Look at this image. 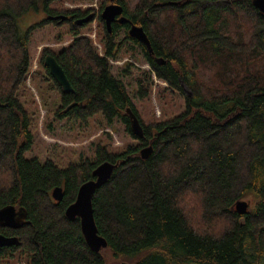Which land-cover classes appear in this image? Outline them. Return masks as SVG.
Wrapping results in <instances>:
<instances>
[{"label":"trees","instance_id":"16d2710c","mask_svg":"<svg viewBox=\"0 0 264 264\" xmlns=\"http://www.w3.org/2000/svg\"><path fill=\"white\" fill-rule=\"evenodd\" d=\"M56 1L0 0V208L23 207L28 222L0 226L1 235L19 242L0 248V264L23 258L25 264H107L105 251L134 264H264V16L252 0H114L128 23L113 24L111 34L102 6L96 14L59 11L50 7ZM30 13L46 18L24 28L20 21ZM89 14L95 19L75 24ZM57 15L70 20L49 19ZM96 19L104 30L103 55L80 36ZM48 23L66 24L73 35L58 53L42 54L55 58L72 88L63 93L54 82L60 118L100 114L109 125L120 119L130 133L126 108L137 113L109 63L126 43L183 96V112L142 126L143 138L122 153L97 146L93 161L65 169L24 158L31 120L15 93L28 72L31 32ZM133 25L144 30L151 53L129 37ZM120 33L125 37L117 41ZM148 146L152 152L142 159ZM104 162L117 167L92 197L98 234L107 241L94 253L79 220L66 219L65 210ZM56 187L61 202L52 199ZM248 196L252 207L240 215L235 206Z\"/></svg>","mask_w":264,"mask_h":264},{"label":"rangeland","instance_id":"374dc122","mask_svg":"<svg viewBox=\"0 0 264 264\" xmlns=\"http://www.w3.org/2000/svg\"><path fill=\"white\" fill-rule=\"evenodd\" d=\"M107 3L108 0H59L50 7L59 11L92 8L96 14ZM44 18L45 13H30L21 19L20 25L27 28ZM103 34L104 30L97 19L80 30V36L89 38L99 55L104 54L101 43ZM124 37L120 33L117 41ZM72 40L73 35L66 24L48 23L34 29L28 41V72L15 93L31 120L32 141L24 158L37 159L40 163L50 161L60 169L67 168L69 164L93 161L97 146L117 154L138 143L120 119L109 125L100 114L87 120L58 116L61 111L60 95L55 81L45 71L42 54L45 50L56 54ZM121 51L119 58L109 61L111 72L124 83L141 126L162 123L183 112V96L151 74L137 46L126 43ZM242 201L247 203V209L250 210L253 199L248 196ZM104 256L107 264H134L132 259H114L108 251H105ZM21 261L15 264H25L24 258Z\"/></svg>","mask_w":264,"mask_h":264},{"label":"water","instance_id":"95a60500","mask_svg":"<svg viewBox=\"0 0 264 264\" xmlns=\"http://www.w3.org/2000/svg\"><path fill=\"white\" fill-rule=\"evenodd\" d=\"M251 4L254 9L258 10L259 13L264 16V0H252ZM122 12V7L117 4L104 7L101 12V20L104 22L105 28L108 32L111 31V24L115 21L118 24L128 23V20L122 15ZM93 18V14H89L82 19L76 20L75 24H87ZM49 19L61 23L64 22L67 17L65 15H57L49 17ZM128 35L130 38L142 44L149 53L152 52L147 35L141 27L135 25L131 26L128 30ZM43 65L47 68L49 75L61 88L63 93L72 92L70 83L53 56H45ZM2 106L3 104L0 102V107ZM126 115L128 117L131 134L137 139H142L144 136L143 128L140 125L137 116L130 108H126ZM151 152V146L145 147L140 151V156L142 159H147ZM116 167V164H111L109 162H104L98 165L92 172L94 179L83 183L79 187L75 201L65 210L66 219L79 220L80 230L84 241L89 250L94 253H99L101 250L105 249L107 247V241L98 234L93 215L92 197L98 188L107 183ZM51 196L54 201L61 202L64 196L62 188L56 187L52 191ZM235 208L238 214L243 215L247 211V203L244 201L238 202ZM26 218L27 213L23 207L16 208L13 205H8L0 208V226L2 227L19 229L28 223ZM18 244L19 242L17 237H6L0 234V248L17 246ZM121 264L128 263L122 262Z\"/></svg>","mask_w":264,"mask_h":264},{"label":"flooded vegetation","instance_id":"af4514ba","mask_svg":"<svg viewBox=\"0 0 264 264\" xmlns=\"http://www.w3.org/2000/svg\"><path fill=\"white\" fill-rule=\"evenodd\" d=\"M112 4H116L115 2H114V0H108V3L105 5V6H108V5H112ZM67 17V19L64 21V22H67V21H69L70 20V17L69 16H66ZM118 18V17H117ZM95 19V18H94ZM54 22H57V21H54ZM113 24H118L116 21L115 22H113L112 24H111V31L110 32H108L107 30V33L108 34H111L112 33V25ZM106 29V28H105Z\"/></svg>","mask_w":264,"mask_h":264}]
</instances>
